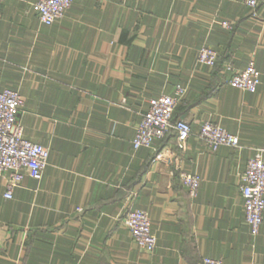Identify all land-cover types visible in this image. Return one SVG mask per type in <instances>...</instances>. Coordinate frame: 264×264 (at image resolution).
I'll return each mask as SVG.
<instances>
[{
	"label": "crops",
	"instance_id": "1",
	"mask_svg": "<svg viewBox=\"0 0 264 264\" xmlns=\"http://www.w3.org/2000/svg\"><path fill=\"white\" fill-rule=\"evenodd\" d=\"M37 1L0 0V90L20 93L24 136L49 151L10 200L0 176V264H264V211L252 235L239 190L247 160L264 159V0L255 17L242 0H73L48 26ZM202 46L217 51L213 67L198 63ZM250 62L256 91L230 87L225 65ZM176 85L185 150L173 132L134 149L149 100ZM204 121L239 146L208 149ZM181 171L200 177L193 198ZM129 210L148 213L152 252L123 226Z\"/></svg>",
	"mask_w": 264,
	"mask_h": 264
},
{
	"label": "built area",
	"instance_id": "2",
	"mask_svg": "<svg viewBox=\"0 0 264 264\" xmlns=\"http://www.w3.org/2000/svg\"><path fill=\"white\" fill-rule=\"evenodd\" d=\"M260 0H242V3L256 16V8ZM73 0H38L34 9L38 20L43 25H51L63 17ZM224 29H231L232 24L221 21ZM218 59L215 49L202 46L197 53L199 64L213 67ZM225 71L229 74L226 83L241 91L254 93L260 81V73L252 62L243 69L235 70L226 64ZM186 94V89L180 85L174 87L172 94L153 97L148 102V108L143 113L134 137V149L151 147L156 141L163 139L169 132L175 135L176 147L180 151L186 148L191 134L190 124L182 119H173L177 104ZM24 105V99L16 90L5 88L0 90V176L4 177L3 198L12 199L14 190L25 175L40 179L47 165L49 151L41 144L25 138L23 126L18 120ZM197 136L208 149L217 150L220 146L236 148L239 138L229 133L216 123L204 121ZM263 150L258 149L251 156L241 174L239 190L243 200L244 219L252 235H257L262 223L264 211V159ZM181 183L193 198L197 194L200 177L197 174L181 171ZM123 226L129 232L135 244L144 252L150 253L156 246V237L150 226L149 215L143 210H129L123 219ZM203 264H222L220 260L204 257Z\"/></svg>",
	"mask_w": 264,
	"mask_h": 264
}]
</instances>
